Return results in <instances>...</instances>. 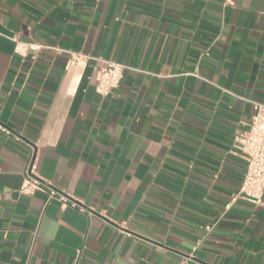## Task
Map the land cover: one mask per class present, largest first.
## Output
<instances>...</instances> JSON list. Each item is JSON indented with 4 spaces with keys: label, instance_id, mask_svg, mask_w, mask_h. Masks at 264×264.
<instances>
[{
    "label": "crops",
    "instance_id": "crops-1",
    "mask_svg": "<svg viewBox=\"0 0 264 264\" xmlns=\"http://www.w3.org/2000/svg\"><path fill=\"white\" fill-rule=\"evenodd\" d=\"M104 61L129 69L101 98ZM254 102L264 0H0V124L22 141L0 132V264H264V206L237 196ZM25 142L82 211L18 193Z\"/></svg>",
    "mask_w": 264,
    "mask_h": 264
},
{
    "label": "built area",
    "instance_id": "built-area-1",
    "mask_svg": "<svg viewBox=\"0 0 264 264\" xmlns=\"http://www.w3.org/2000/svg\"><path fill=\"white\" fill-rule=\"evenodd\" d=\"M14 42L13 54L21 59L28 56L30 51H37L42 47L35 43L22 42L12 38ZM90 58L81 53H70L66 67L74 65H84ZM129 67L125 64L104 61V66L96 74L95 92L104 98L117 88L122 78V74ZM0 132L7 137H12L15 141H21L20 137L13 135L11 131L0 124ZM28 147L27 160L24 170L23 182L18 189V193L26 198H32L37 193L45 196V204L55 201L67 204L72 208H83L65 193L56 190L50 184L36 175L35 152L30 144L24 143ZM234 147L240 152L245 161V172L237 193V196L249 203L264 206L262 195L264 193V104L253 103V115L246 129L238 133L234 138ZM205 232L212 230V226H206ZM81 258V251L75 255L74 263L77 264Z\"/></svg>",
    "mask_w": 264,
    "mask_h": 264
}]
</instances>
